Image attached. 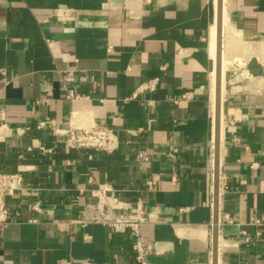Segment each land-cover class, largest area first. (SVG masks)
Segmentation results:
<instances>
[{
  "label": "crops",
  "instance_id": "crops-1",
  "mask_svg": "<svg viewBox=\"0 0 264 264\" xmlns=\"http://www.w3.org/2000/svg\"><path fill=\"white\" fill-rule=\"evenodd\" d=\"M222 3L243 46L225 45V65L221 46L216 194L217 0H0V170L26 181L7 196L0 264H140L131 231L79 222L97 183L153 213L149 264H264V0ZM69 124L114 128L119 147L69 148Z\"/></svg>",
  "mask_w": 264,
  "mask_h": 264
},
{
  "label": "built area",
  "instance_id": "built-area-1",
  "mask_svg": "<svg viewBox=\"0 0 264 264\" xmlns=\"http://www.w3.org/2000/svg\"><path fill=\"white\" fill-rule=\"evenodd\" d=\"M157 84L158 78H152L134 91L131 97H137L139 90L154 91ZM67 96L72 99L79 97L70 88H67ZM47 123L53 122L41 120L38 125L44 126ZM63 133L66 136V145L75 150L94 149L113 152L119 147L117 132L114 128L107 126L95 124L89 128H77L69 124ZM150 155V152L144 151L138 154L137 159L140 162H149ZM23 171V169L16 172L0 170V226L6 227L15 221L12 209L7 202V196L11 192L25 188L26 181ZM89 181H95L92 175H89ZM111 190L110 184L97 183V187L93 191L95 199L84 203L82 218L79 222L83 225L100 223L116 232L131 231L136 259L140 264H149V256L157 250V242H151L146 238L143 227L153 221V213L145 207L142 201L136 203L122 201L111 194ZM32 209L38 212L42 211V202L39 200L33 203ZM188 209L187 206L179 207V211ZM256 222L259 223L260 220H256Z\"/></svg>",
  "mask_w": 264,
  "mask_h": 264
},
{
  "label": "bare ground",
  "instance_id": "bare-ground-1",
  "mask_svg": "<svg viewBox=\"0 0 264 264\" xmlns=\"http://www.w3.org/2000/svg\"><path fill=\"white\" fill-rule=\"evenodd\" d=\"M217 19H218V0H217V18H216V22H214L212 24L211 28H210L209 51H210L211 57L214 58L216 62H217L218 54L220 55V68L222 69V59H221L222 47L221 46L223 45V64L225 65V61H227V60L225 58L224 47H225V45L227 46L228 44L230 46V45H232L235 42L234 35H232V34L228 35L227 34L228 25H227L225 10H224V13H223V3H222V6H221V28H220V31L218 30ZM219 33H220V36H221L220 51H219V48H218L219 47L218 46ZM222 35H223V37H222ZM227 35L229 36L228 39H226V41H225V39L222 40V38H224ZM236 36H238V35H236ZM225 38H227V37H225ZM222 42H223V44H222ZM225 42H227V43H225ZM233 46H234V44H233ZM221 69H220V72H222ZM220 74L222 76V73H220ZM223 74H224V72H223ZM218 89L219 90L217 91V67H216V68L213 69L212 81H211V92H212L213 100L215 101V121H216V110H217V103H218L217 100H219L218 99V97H219L220 101H221V93H222V95L224 93V75H223V77L220 78V87ZM212 104H213V101H212ZM221 141L222 140H220V142ZM220 144H222V142L219 143V147L217 149V147H216V139H215V145H213V150H212V168H214L213 173L215 175L214 174L213 175H214L215 179H216V177L219 178L218 172H216V170H217V168L219 169V163H217V161H219ZM213 155H214V157H213ZM213 162H214V164H213Z\"/></svg>",
  "mask_w": 264,
  "mask_h": 264
},
{
  "label": "water",
  "instance_id": "water-1",
  "mask_svg": "<svg viewBox=\"0 0 264 264\" xmlns=\"http://www.w3.org/2000/svg\"><path fill=\"white\" fill-rule=\"evenodd\" d=\"M221 6H222V0H218V19H217V25H218V30L220 31L221 28ZM220 40H221V36L219 33V38H218V48L220 51ZM220 55L218 54V58H217V91L219 90L218 88L220 87V77H221V72H220ZM219 100H217V110H216V135H215V139H216V147L218 149L219 147V139H220V98L218 97ZM217 151V150H216ZM218 163V161H217ZM218 168L216 170V172H218ZM215 190H216V194H218V177H216L215 179ZM218 240V210L216 208L215 211V230H214V251L216 252L217 250V241Z\"/></svg>",
  "mask_w": 264,
  "mask_h": 264
},
{
  "label": "rangeland",
  "instance_id": "rangeland-1",
  "mask_svg": "<svg viewBox=\"0 0 264 264\" xmlns=\"http://www.w3.org/2000/svg\"><path fill=\"white\" fill-rule=\"evenodd\" d=\"M227 34L230 35V32L228 31ZM228 35L225 36V37H227V38L224 37L225 41H226V39H228V37H229ZM222 37H223V35H222ZM237 38H238V37L236 36V39H237ZM236 39H235V40H236ZM237 41H238V40H237ZM225 43H226V42H225ZM235 43H236V41H235ZM239 43H240V44H239ZM239 43L237 42V43H236L237 45L235 44V46L231 49V51L229 50L230 52H229L228 54L233 55V54H235V53L240 52V51L242 50L243 43H242L241 40H240Z\"/></svg>",
  "mask_w": 264,
  "mask_h": 264
}]
</instances>
